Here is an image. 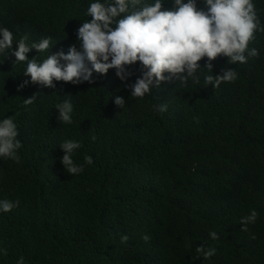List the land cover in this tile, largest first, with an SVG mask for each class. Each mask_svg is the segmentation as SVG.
Here are the masks:
<instances>
[{
	"label": "trees",
	"instance_id": "1",
	"mask_svg": "<svg viewBox=\"0 0 264 264\" xmlns=\"http://www.w3.org/2000/svg\"><path fill=\"white\" fill-rule=\"evenodd\" d=\"M92 2L0 0V27L14 35L13 49L0 53V121L14 119L22 144L19 162L0 156V200L19 201L0 211V250L7 251L0 264L20 257L25 264H264V32L249 44L258 57L212 61L213 75L229 67L238 73L214 89L203 86L209 73L201 70L199 85L161 82L133 98L124 85L141 75L139 62L127 67L132 75L123 82L109 69L93 72L92 83L33 84L23 75L27 62L14 63L20 37L26 34L29 45L51 38L48 52L26 54L39 62L73 45L80 51L76 33L91 20ZM252 2L264 25V0ZM197 6L204 7L201 0ZM162 7L171 9L172 0ZM65 100L71 124L58 119ZM65 140L81 144L73 156L84 166L78 175L60 162ZM253 209L255 223L241 231V218ZM201 246L215 255L204 259Z\"/></svg>",
	"mask_w": 264,
	"mask_h": 264
},
{
	"label": "clouds",
	"instance_id": "2",
	"mask_svg": "<svg viewBox=\"0 0 264 264\" xmlns=\"http://www.w3.org/2000/svg\"><path fill=\"white\" fill-rule=\"evenodd\" d=\"M201 2L204 7H198L197 0H172L171 9H164L163 0H154L152 4L143 0H113L111 3L96 0L87 7L86 15L91 20H85L77 29L80 51L73 45L67 54L57 52L42 62L36 56L29 59L26 54L31 49L38 53L48 52L51 38L29 45L25 34L12 51L14 63L27 62L23 75L30 77L33 84L54 87L53 80L72 84L92 83L93 72L106 74L109 69H115L116 76L123 82L132 75L127 67L139 62L141 75L134 84L124 85L130 87V96L138 99L150 94V86L159 88L161 82L178 81L182 87H187L191 80L199 85L197 73L201 70L209 73L204 75L203 86L218 88L221 83L235 82L238 73L229 67L222 68V74L213 75L212 61L223 56L227 58V64H244L249 57H258V50L249 48V44L255 40V32H264V25L260 23L252 0ZM13 40L12 31L0 27V53L12 50ZM203 58L207 59L201 67L198 62ZM28 83L29 80H25L19 87L23 88ZM34 99L35 95L24 99V104H32ZM115 104L123 109L125 99L117 96ZM57 109L58 119L71 124V102L65 100ZM158 110L166 111L167 105H160ZM18 135L17 124L11 116L0 121V156L19 162L17 150L22 144L17 139ZM59 147L64 153L60 162L65 171L70 175L82 173L84 166L73 160L75 150L81 147L80 142L65 140ZM84 163L92 164V157L86 156ZM18 205L19 201L0 200V211L7 213ZM258 215L253 209L248 216L242 217L241 231H247V225L255 223ZM209 235L213 240L218 239L214 231ZM128 239L127 235H122L121 243ZM142 239L148 241L150 237ZM0 251L7 255L6 250ZM196 251L204 259L216 253L215 248L205 250L202 246ZM17 264H25L24 258L20 257Z\"/></svg>",
	"mask_w": 264,
	"mask_h": 264
}]
</instances>
